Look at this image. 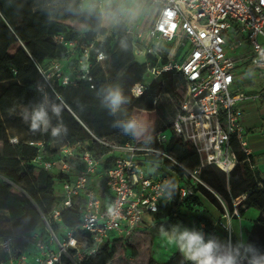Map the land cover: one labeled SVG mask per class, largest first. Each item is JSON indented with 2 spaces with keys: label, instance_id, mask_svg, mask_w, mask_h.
<instances>
[{
  "label": "built area",
  "instance_id": "built-area-1",
  "mask_svg": "<svg viewBox=\"0 0 264 264\" xmlns=\"http://www.w3.org/2000/svg\"><path fill=\"white\" fill-rule=\"evenodd\" d=\"M145 16H149L146 25L137 23L123 28L125 36L132 39L133 54L144 59L147 70L145 77L129 89V96L137 99L164 73L179 74L181 92L177 88L174 93L176 101L167 131L153 132L149 146L140 142L119 146L97 140L114 157L108 169L102 168L103 158L95 159L83 149L79 156L83 168L73 171L69 160L75 158L79 145L60 146L56 160H44L42 153L39 154L34 160L37 166L44 172L62 176L56 183L57 205L51 219L60 222L63 211L78 205L79 224L73 229L64 228V238L59 241L44 219L55 249L34 238L35 242L28 241L19 257L8 264H57L61 256L67 257L71 264H79L86 254L98 253L112 239H129L134 232L155 222L162 206L188 196V187L177 181L172 200L160 197L159 186L166 180L178 179L170 170L171 174L163 175L164 166L177 168L189 187L197 188L205 187L200 176L206 168L229 176L237 165L234 143L239 145L248 162L251 154L241 124L242 105L264 99V93L246 95L233 88L240 79L238 64L264 77V0H152ZM52 39L58 47L70 50L77 45L79 36L70 40L58 36ZM169 43L173 47L164 55L163 50ZM180 49L183 51L179 54ZM87 52L79 64L87 60ZM147 58L152 59L149 62ZM102 59L99 54L96 60ZM89 68L86 65L85 76ZM38 71L51 89L56 81L63 87L75 86L64 75L59 61ZM149 76L152 81L148 83ZM163 97L172 101L170 95ZM160 99L155 98L153 105ZM170 135L195 153L198 163L193 170L164 150ZM146 167L151 173H145ZM235 216V205L232 212L224 210L222 215L229 225L225 229L220 224L228 235L226 244L230 243L232 234L229 221ZM83 235L90 239V249H85L84 243L77 239ZM20 237L25 239L23 235ZM0 248L9 253L10 238L2 241ZM29 249L37 251L31 259ZM69 250L73 254L69 255Z\"/></svg>",
  "mask_w": 264,
  "mask_h": 264
},
{
  "label": "trees",
  "instance_id": "trees-1",
  "mask_svg": "<svg viewBox=\"0 0 264 264\" xmlns=\"http://www.w3.org/2000/svg\"><path fill=\"white\" fill-rule=\"evenodd\" d=\"M48 3L49 0H0V15L7 21L5 25L0 20V177L5 180H0V244L10 238L8 253L10 260L19 257V252L25 250L27 242L37 234L38 229H44L49 235L44 219L59 241L64 238V228L73 229L79 224L78 205H72L63 211L60 214V222L51 219L57 205L56 183L62 176L44 172L37 166L34 160L39 154L42 153L44 160H56L60 146L79 145L75 150V158L69 160L73 171L83 168V164L79 162L83 149L95 159L103 158L102 168L108 169L114 157L108 155V148L98 141L119 146L136 142L111 127L113 117L100 106L96 96L97 90L108 83H119L129 96V89L145 77V64L139 65L134 61L132 39L125 36L123 28L97 30L94 19L88 21L91 27L86 31L78 27L79 20L84 18L78 20L71 15L57 14L50 19L46 10ZM9 13L14 18H8ZM54 36L66 40L79 36V40L74 48L66 50L53 42ZM86 51L87 60L79 64ZM99 54L103 59L98 62L96 59ZM57 61L62 62L64 75L68 76L75 86L63 87L59 81L54 83L53 89L48 86L38 69L45 70L51 63ZM86 65L90 66L87 76ZM180 81L179 74L173 71L164 73L156 86L150 85L137 99L129 96L131 103L127 106L128 112L145 116L152 122L153 132H166L168 122L159 117L153 100L165 95L174 96ZM37 87L43 89L53 99L58 98L62 106L60 122L68 129L67 135L52 138L50 132L33 133L28 125L20 124L18 127L23 129L25 136L16 140V143H10L7 131L13 126L7 123L6 116L37 102L41 98ZM52 122L53 125L58 123L55 117ZM38 144L42 146L39 147ZM233 148L237 165L228 177L220 173L227 179L226 190L218 177L212 173L203 170L200 179L205 187L193 188L189 187L177 168L164 166L161 169L163 175L171 172L177 174L178 179L172 180L185 184L188 187V196L182 201L176 198L175 203L162 206L157 214L159 216L155 217L177 218L182 209L188 206L197 207L203 200L210 202L211 206L217 205L220 208L215 198L218 196L228 204L229 212L233 210V200L237 199L239 204L236 209L240 216L245 210H257L259 215L250 229L254 230L256 226L264 228V180L254 170L251 157L247 162L237 143L233 144ZM164 150L189 170L197 166L198 161L193 150L171 135ZM233 178L236 179L234 183L231 182ZM241 188L243 190H240ZM198 223L203 225L205 232L217 238L220 229L216 225L213 226L204 218L198 220ZM11 230L21 231L25 239L9 233ZM143 230L134 232L125 241L112 239L103 244L98 253L86 254L79 264H110L117 253V247L130 245L129 242L137 234L143 235ZM223 237L225 240L217 239L226 244L228 239L226 231ZM77 239L84 243L85 249L92 247L90 239L85 235L77 236ZM237 241L236 236L231 234L230 243L235 244ZM246 243L264 250V247L250 241ZM241 251L244 256L252 250L242 247ZM68 254H73V250H69ZM252 255L256 253L252 252ZM132 256L133 260L138 261L139 256L137 257L135 253ZM57 264L71 263L67 257L61 256ZM144 264H186V261L180 252L176 251L162 263L147 258ZM242 264L246 262L243 261Z\"/></svg>",
  "mask_w": 264,
  "mask_h": 264
},
{
  "label": "clouds",
  "instance_id": "clouds-1",
  "mask_svg": "<svg viewBox=\"0 0 264 264\" xmlns=\"http://www.w3.org/2000/svg\"><path fill=\"white\" fill-rule=\"evenodd\" d=\"M152 0H49L46 10L49 18L57 14H67L84 18L79 20L78 27L88 30L89 20H95L97 30H116L131 28L149 11ZM41 98L23 108L20 113L22 122L28 125L33 133L47 134L52 138L67 135L68 129L61 121L62 106L58 98L53 99L43 89L37 87ZM96 96L100 106L110 117L111 127L131 140L145 146L153 142V124L145 116L128 112L130 97L125 94L119 83H108L101 86ZM53 117L58 121L53 125ZM177 189L174 180L164 181L158 188L163 200L173 199ZM229 225L225 224V229ZM161 232L183 256L186 264H242V247L251 249L244 255L246 264H264V250L257 249L252 244L238 240L235 244H222L211 233L204 229L187 227L181 223L162 226ZM255 252L256 255H252Z\"/></svg>",
  "mask_w": 264,
  "mask_h": 264
},
{
  "label": "rangeland",
  "instance_id": "rangeland-1",
  "mask_svg": "<svg viewBox=\"0 0 264 264\" xmlns=\"http://www.w3.org/2000/svg\"><path fill=\"white\" fill-rule=\"evenodd\" d=\"M8 18H14V17L12 16L11 13H9ZM0 20H2V22L5 25H7L6 19L3 18L1 15H0ZM148 22H149V16L144 15L138 23H142L143 25H146ZM172 47H173V43L167 44L165 46V49L163 50V54L167 55L168 52L172 49ZM132 51L134 50L132 49ZM182 51L183 50L180 49L179 54ZM133 57H134V61L137 64L139 65L144 64L143 63L144 59L139 54H135V55L133 54ZM151 59L152 58H147V61L150 62ZM60 64L62 65V62ZM246 70H247L246 65L238 64L237 72L240 75L239 80L246 79L247 77ZM146 73H147V70H145L144 76L146 75ZM146 81L148 83L151 82L152 77L149 76V78H146ZM260 81L262 84H264V80L260 79ZM158 82H159V79L153 81L151 85L154 87L156 86ZM180 87L181 86L178 87L179 93L181 92ZM242 88L244 89L245 87H242ZM175 101L176 100L173 96H172V101H169V99H166L165 97H161V99L158 101V104L154 107L159 117L164 122H169L171 118V111L173 110V105L175 104ZM22 110L23 109H20L19 111L12 112L6 116L7 123L13 126L9 128L7 131L10 143H13L15 140H20L21 138H23V129L18 127L20 126V124L24 125L20 117L21 116L20 113L22 112ZM0 148H1V144H0ZM144 170L146 174L151 173V169L148 167H146ZM204 171L212 173L213 175L218 177L219 182L223 184L224 190L227 189V184H228L227 179L223 175H221L219 171L211 167L206 168ZM0 180L5 181L1 177H0ZM235 181L236 179L233 178L231 182L234 183ZM240 190H243V188H241ZM218 193L219 195H221L220 192ZM23 195L27 199H29L24 193ZM215 198L221 209L217 207V205L211 206L210 202L203 200V202L199 204L197 207L188 206L185 209H182L179 213V217L177 218L169 219L165 216L155 217V222L151 223L148 227L142 228L144 229L142 231L143 235L137 234L129 242V244L133 247L127 244L125 246H122V248L120 246L117 247V253L115 254L110 264H144V261L147 258L148 259L153 258L154 261L158 263H162L166 261L173 253H175L178 250L172 244L168 242L166 237L163 236L161 232L162 226L167 227L172 224L181 223L182 225L190 227V228L192 227L201 228L202 227L204 229L203 225H200L198 223V220H200L201 218H204L208 220L209 222H211L213 226L216 225L220 229L218 230L217 238L224 239L223 235L225 234V230L220 224H224V225L226 223L228 224V220L222 219V215L224 214V210L229 212V206L221 197L215 196ZM238 204L239 203L237 200H233V205L237 207ZM240 219H241V216L237 212V216L233 217L229 221L232 234H236V238L238 240H242L244 242L250 241L256 244L257 246L264 247V228L256 226L254 230L250 229L251 231H248L247 234L245 235V239H243V235L240 233V228H241ZM233 221L235 223H233ZM234 224L238 226L239 230L236 229L237 227H235ZM260 226H262V224H260ZM9 233H13L16 236L17 235L20 236L22 234L21 231H13V230H11ZM36 233L37 234H35L33 238L30 239V241L35 242L34 240L37 238L39 241L44 243V245H48L50 249L52 250L55 249L54 245L50 242L49 235H47L44 229L40 228L37 230ZM133 253H135L137 257L139 256L138 261H136L135 259L133 260V256H132ZM242 257L244 256L242 255ZM0 258H1L2 264H8L10 261V256L8 255V253L4 252L1 248H0Z\"/></svg>",
  "mask_w": 264,
  "mask_h": 264
},
{
  "label": "crops",
  "instance_id": "crops-1",
  "mask_svg": "<svg viewBox=\"0 0 264 264\" xmlns=\"http://www.w3.org/2000/svg\"><path fill=\"white\" fill-rule=\"evenodd\" d=\"M246 69V79L239 80L233 88L234 91H242L246 95L264 93V84L260 81V79L264 80V77L257 72L248 69L247 66ZM241 86L245 88L243 89ZM242 110L243 116L241 124L244 129L248 149L250 150V157L254 163L253 168L258 172L261 179L264 180V99L245 102L242 105ZM24 136L25 132L23 131V137ZM241 199L243 200L244 197H241ZM258 215L259 212L255 209H248L244 211V214L240 219V233L243 235V239H245V235L248 231H250L251 225ZM233 223L235 222L233 221ZM234 225L237 227L236 229L239 230L238 226H236V224ZM233 235L236 236V234ZM36 255V250L29 251V259L35 257Z\"/></svg>",
  "mask_w": 264,
  "mask_h": 264
}]
</instances>
